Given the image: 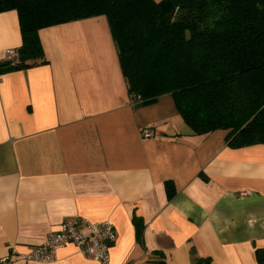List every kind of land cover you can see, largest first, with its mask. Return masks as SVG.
<instances>
[{"label": "crops", "instance_id": "1", "mask_svg": "<svg viewBox=\"0 0 264 264\" xmlns=\"http://www.w3.org/2000/svg\"><path fill=\"white\" fill-rule=\"evenodd\" d=\"M39 38L47 63L0 74V259L77 218L82 232L112 223L109 264H260L264 143L193 133L170 94L133 106L105 15ZM20 45L16 10L0 12V61ZM11 264L99 263L67 243L51 262Z\"/></svg>", "mask_w": 264, "mask_h": 264}, {"label": "trees", "instance_id": "2", "mask_svg": "<svg viewBox=\"0 0 264 264\" xmlns=\"http://www.w3.org/2000/svg\"><path fill=\"white\" fill-rule=\"evenodd\" d=\"M9 10L21 45L0 74L48 62L40 29L105 15L133 106L170 94L193 133L228 130L232 148L264 143V0H0ZM132 221L140 241L144 222Z\"/></svg>", "mask_w": 264, "mask_h": 264}, {"label": "built area", "instance_id": "3", "mask_svg": "<svg viewBox=\"0 0 264 264\" xmlns=\"http://www.w3.org/2000/svg\"><path fill=\"white\" fill-rule=\"evenodd\" d=\"M16 56V49H7L4 59L11 60ZM154 129L144 127L141 130L143 138L153 135ZM77 218L64 219L57 230L47 234L46 239L26 253H9L0 259V264H11L20 259L24 261L51 262L55 260L56 252L67 243H73L77 249L86 257L99 264H109V249L116 239V231L109 221L89 222L86 221L87 232L78 229Z\"/></svg>", "mask_w": 264, "mask_h": 264}]
</instances>
